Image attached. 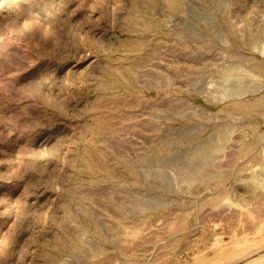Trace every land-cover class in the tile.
Wrapping results in <instances>:
<instances>
[{
  "label": "rangeland",
  "instance_id": "374dc122",
  "mask_svg": "<svg viewBox=\"0 0 264 264\" xmlns=\"http://www.w3.org/2000/svg\"><path fill=\"white\" fill-rule=\"evenodd\" d=\"M0 264H264V0H0Z\"/></svg>",
  "mask_w": 264,
  "mask_h": 264
}]
</instances>
